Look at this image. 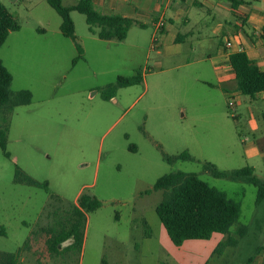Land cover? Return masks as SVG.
<instances>
[{
    "label": "rangeland",
    "instance_id": "obj_1",
    "mask_svg": "<svg viewBox=\"0 0 264 264\" xmlns=\"http://www.w3.org/2000/svg\"><path fill=\"white\" fill-rule=\"evenodd\" d=\"M74 2L62 0L65 7ZM0 3L20 25L0 48L12 75L10 89L32 95L29 105L16 107L8 118L10 158L0 149V251L17 253L21 264H180L175 257L183 250L171 245L172 253L161 239L165 231L155 208L162 192L153 186L161 176L183 171L241 205L230 229L238 244L208 264H264V200L256 203L257 188L203 169L205 162L220 171L248 166L264 180V159L244 149L260 135L247 125L245 103L229 108L220 91L191 80V71L179 82L173 72L152 74L150 23L145 29L132 25L125 41L106 42L88 31L84 15L71 11L82 49L73 64L75 44L60 33L61 18L45 0ZM199 67L204 66H190ZM136 72L141 83L119 89L116 102L102 98L104 87ZM159 148L168 155L187 151L196 161L169 165ZM17 167L46 182L47 190L14 183ZM81 194L100 202L86 214L81 249H62L51 257L42 229L76 205Z\"/></svg>",
    "mask_w": 264,
    "mask_h": 264
},
{
    "label": "trees",
    "instance_id": "obj_2",
    "mask_svg": "<svg viewBox=\"0 0 264 264\" xmlns=\"http://www.w3.org/2000/svg\"><path fill=\"white\" fill-rule=\"evenodd\" d=\"M45 1L61 18L60 33L75 44L78 56L73 59V64L81 58L82 49L75 36L74 23L70 17L71 11L84 15L88 31L102 41H124L129 28L134 23L133 20L118 14H100L96 11L93 0H77L68 7L63 6L62 0ZM231 1L233 5L237 4ZM19 30L20 25L17 20L0 3V48L9 33ZM229 63L235 74L236 91L239 94L254 99L258 93L264 92V72L249 60L244 51L230 54ZM141 82L140 72L127 78L118 77L114 83L102 89V98L109 101L115 97L119 89ZM11 83L12 75L0 59V115L3 118V124L0 125V149L6 158H10L6 149L8 118L16 107L29 105L32 99L31 93L27 90L12 92ZM262 119L264 126V113ZM159 149L162 159L169 165L196 161L187 151L168 155L161 148ZM203 169L215 178H229L255 186L256 203L260 204L264 200V180L256 177L252 168L246 166L233 171H220L215 165L205 162ZM14 183L47 190L46 182L33 179L18 167L15 170ZM153 190L162 192V199L156 206L155 212L174 246L179 247L186 240H208L214 233L222 234L224 239L215 248L213 256L226 247H235L238 244V241L231 236L230 229L239 219L240 203L209 186L197 174L183 171L170 172L157 179ZM99 207L100 202L94 197L81 194L77 204L64 211L62 217L57 216L56 212L55 223L42 229L46 234L45 247L48 254L52 257L62 249L70 247L80 250L84 238L86 214ZM244 230V227L238 228V236L242 237ZM0 235H4L1 227ZM67 241L69 244L62 247ZM0 264H21V262L17 253L0 251Z\"/></svg>",
    "mask_w": 264,
    "mask_h": 264
},
{
    "label": "crops",
    "instance_id": "obj_3",
    "mask_svg": "<svg viewBox=\"0 0 264 264\" xmlns=\"http://www.w3.org/2000/svg\"><path fill=\"white\" fill-rule=\"evenodd\" d=\"M233 1L237 4L233 5L231 0H93V4L100 14H118L144 29L147 23L151 24L149 48L155 63L152 74L173 72V80L179 82L190 77L191 71V80L220 91L227 106L229 100L234 101V107L245 103L247 125L252 133L260 135L245 143L244 149L259 153L264 159V92L254 99L239 94L229 63L230 54L242 50L264 72V0ZM159 22L162 27L152 46L155 25ZM193 64L204 67L196 71L190 68ZM110 100L116 102L115 97ZM161 239L169 251H175L166 231L161 232ZM223 239L222 234L214 233L208 240H186L176 247L184 253L175 259L183 264H207ZM187 255L195 259L189 260Z\"/></svg>",
    "mask_w": 264,
    "mask_h": 264
},
{
    "label": "built area",
    "instance_id": "obj_4",
    "mask_svg": "<svg viewBox=\"0 0 264 264\" xmlns=\"http://www.w3.org/2000/svg\"><path fill=\"white\" fill-rule=\"evenodd\" d=\"M162 27V22H159L155 25V34L153 35L152 37V46H154V44L156 43V40H157V35H158V32L160 30V28ZM228 107L229 108H233L234 107V101L233 100H229L228 101Z\"/></svg>",
    "mask_w": 264,
    "mask_h": 264
}]
</instances>
